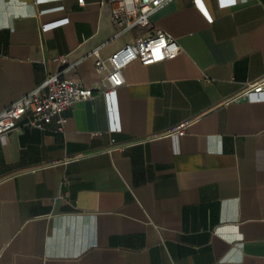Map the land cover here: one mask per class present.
<instances>
[{
    "label": "crops",
    "instance_id": "obj_1",
    "mask_svg": "<svg viewBox=\"0 0 264 264\" xmlns=\"http://www.w3.org/2000/svg\"><path fill=\"white\" fill-rule=\"evenodd\" d=\"M99 0H0V113L61 69L86 86L157 30L172 60L123 71L63 112L0 139V264H264V0H174L120 33ZM182 130L183 134L178 135Z\"/></svg>",
    "mask_w": 264,
    "mask_h": 264
},
{
    "label": "built area",
    "instance_id": "obj_2",
    "mask_svg": "<svg viewBox=\"0 0 264 264\" xmlns=\"http://www.w3.org/2000/svg\"><path fill=\"white\" fill-rule=\"evenodd\" d=\"M174 0H99L100 6H109L111 22L120 33L134 28L152 25L151 17ZM200 8L198 0H193ZM84 7V0H78ZM202 10V8H200ZM203 11V10H202ZM204 12V11H203ZM183 52L178 39L157 30L153 36H137L108 57H102L98 49L90 53L93 65L92 83L86 86L78 75L66 76V71L75 69L76 64L68 65L65 57L56 61L61 69L47 74L43 82L28 94L5 108L0 113V139L5 138L19 124L29 128L45 130L50 123L58 132H63L66 119L63 112L74 104L102 95L108 103L124 83L123 71L134 62L149 66L176 58ZM249 101L264 99V78L245 86L240 98ZM183 134L182 130L178 135Z\"/></svg>",
    "mask_w": 264,
    "mask_h": 264
},
{
    "label": "snow or ice",
    "instance_id": "obj_3",
    "mask_svg": "<svg viewBox=\"0 0 264 264\" xmlns=\"http://www.w3.org/2000/svg\"><path fill=\"white\" fill-rule=\"evenodd\" d=\"M230 2H234V0H230Z\"/></svg>",
    "mask_w": 264,
    "mask_h": 264
}]
</instances>
